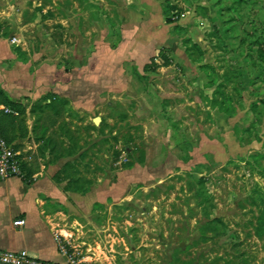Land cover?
<instances>
[{
    "label": "rangeland",
    "instance_id": "obj_1",
    "mask_svg": "<svg viewBox=\"0 0 264 264\" xmlns=\"http://www.w3.org/2000/svg\"><path fill=\"white\" fill-rule=\"evenodd\" d=\"M49 1L0 0V33L58 61L63 45L74 39L62 25L43 19ZM160 1L163 9H174L167 24L176 34L169 44L198 45L204 63L217 64L218 74L231 77L226 86L231 114L207 117L203 103H180L174 118L182 124L178 135L166 130L169 119L160 112L151 117L159 128L144 137L134 134L132 144L123 127L114 136L82 134L85 153L93 154L94 141L101 144L96 166L104 179L121 178L127 165L145 161L136 171L145 183L119 188L116 203L91 215L57 221L60 244L74 264H264V233L256 234L264 214V0ZM161 54L180 62L168 50ZM190 120L197 121L196 134ZM165 136L173 143L160 145ZM129 148L135 150L128 155Z\"/></svg>",
    "mask_w": 264,
    "mask_h": 264
},
{
    "label": "crops",
    "instance_id": "obj_2",
    "mask_svg": "<svg viewBox=\"0 0 264 264\" xmlns=\"http://www.w3.org/2000/svg\"><path fill=\"white\" fill-rule=\"evenodd\" d=\"M158 2L49 1L43 19L62 25L63 33H71L74 39L70 46L63 45L58 61L11 44L9 35L0 33V91L23 109L19 117L26 130L24 136L16 133L13 142L23 178L0 179V249L25 251L33 259L68 264V257L58 247L56 222L70 214L91 215L104 204L116 203L119 188L125 191L145 183L136 175L145 161L126 167L121 178L117 174L104 179L102 167L99 165L97 171L96 166L101 144L94 141L93 154L85 153L88 141L82 134L96 138V134L109 131L114 136L123 127L132 144L134 134L144 137L159 128L151 117L160 112L169 119L166 130L178 135L182 124L174 118L180 103L192 106L200 102L207 117L218 114L226 118L224 110L211 107L214 97L226 96L216 93L218 86L225 84V71L218 74L217 64L202 59L192 62L182 46L177 49L169 44L176 33L172 24L166 23ZM57 30L51 28L50 32ZM163 50L171 53L172 60L174 53L180 62L163 57ZM152 64L156 70L151 71ZM189 68L200 73L181 72ZM222 90L226 94V86ZM51 102L55 108L44 109ZM188 125L196 134L197 121L190 120ZM161 140L160 145L173 143L167 136ZM71 148L76 150L69 154ZM126 150L129 155L135 148ZM89 165L95 167L86 173L83 167ZM76 180L92 184L83 185V192L76 191L72 184ZM16 220L23 221V226H14Z\"/></svg>",
    "mask_w": 264,
    "mask_h": 264
},
{
    "label": "trees",
    "instance_id": "obj_3",
    "mask_svg": "<svg viewBox=\"0 0 264 264\" xmlns=\"http://www.w3.org/2000/svg\"><path fill=\"white\" fill-rule=\"evenodd\" d=\"M174 10L173 7H166L164 8V15L166 17V23H170V20L168 18V14L170 11ZM182 47L185 50V54L188 57L189 60H191L192 62H198L200 61L203 56H204V52L201 50V48L198 45L192 44L190 41H184L182 42ZM223 82L225 83L224 85L221 84L218 86V89L216 90V93L218 94H222V95H226L225 91L222 90L223 88H225V86H227L228 84L232 83L231 77H229L227 75V72H224V75L222 76ZM230 97L228 96H224V98H220V97H214L212 102H211V107L212 108H218L219 111L224 110V112L226 113V116H229L231 114V110H230ZM0 107H2L3 109L0 110V134L1 136L5 139V141L9 144L12 145L14 151L16 152L14 146H13V142L16 139V133H18L19 136H24L26 134V130H25V126L22 122V120L20 119V115H22L23 109L18 105V104H14L11 103L10 101L7 100V98L3 95V93L0 91ZM54 109L55 106L52 105V102L47 104L46 107L44 109ZM40 110H44L42 109V107H39ZM5 110L10 111V113H6ZM31 112H34V109L31 110ZM17 114V115H14ZM76 150L71 148V150L69 151V154H72V152ZM67 153V152H66ZM68 154V153H67ZM18 159L20 160V157L18 156ZM20 167L21 170L23 172V166L20 162ZM126 167H131V165H127ZM74 185V190H80L81 192L85 191V187L84 186H89V182H85V183H79L78 180L73 181L72 183ZM79 184H81L82 188L78 189V187L80 186ZM258 222L260 224V228H258L256 231V234L258 236L263 235L264 233V214H260L259 218H258Z\"/></svg>",
    "mask_w": 264,
    "mask_h": 264
},
{
    "label": "built area",
    "instance_id": "obj_4",
    "mask_svg": "<svg viewBox=\"0 0 264 264\" xmlns=\"http://www.w3.org/2000/svg\"><path fill=\"white\" fill-rule=\"evenodd\" d=\"M11 44H15L16 40L11 39ZM6 113L10 111L5 110ZM17 115V114H14ZM11 177L23 178V172L20 167L18 154L14 151L11 144L7 143L0 134V179L5 180ZM24 222L16 220L14 226L21 227ZM58 247L62 254H65L60 244L59 238L56 239ZM0 264H54L48 261L33 259L28 256L25 251L9 252L0 249ZM68 264H74L73 261H68Z\"/></svg>",
    "mask_w": 264,
    "mask_h": 264
},
{
    "label": "water",
    "instance_id": "obj_5",
    "mask_svg": "<svg viewBox=\"0 0 264 264\" xmlns=\"http://www.w3.org/2000/svg\"><path fill=\"white\" fill-rule=\"evenodd\" d=\"M98 122V119H94V123H97Z\"/></svg>",
    "mask_w": 264,
    "mask_h": 264
}]
</instances>
